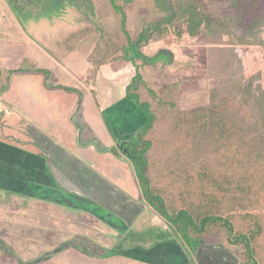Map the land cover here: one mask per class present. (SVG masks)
Returning a JSON list of instances; mask_svg holds the SVG:
<instances>
[{"label":"rangeland","instance_id":"rangeland-1","mask_svg":"<svg viewBox=\"0 0 264 264\" xmlns=\"http://www.w3.org/2000/svg\"><path fill=\"white\" fill-rule=\"evenodd\" d=\"M170 1L123 0L127 19L130 21L129 27L132 28L131 24L135 21L138 27L147 29L163 23L166 20L165 16L168 17V14L173 12L169 5L172 3ZM223 1L225 3L221 5L220 10L230 11L232 6L227 3L228 0ZM232 11H237L238 28L235 32L244 31L250 22L264 15V0H240ZM2 15L5 21L1 19ZM109 25L110 21L102 15L97 0H0V47L5 48L6 52H8L6 46L12 45L15 48L10 49L8 53H2L4 57H0L2 76L4 71L7 72L4 69L12 65L16 67L21 57L25 56L29 67L33 64L37 68L49 71V77L43 78L47 84L59 82L61 85L83 90L85 92L83 98L88 95L90 102L93 100L99 108L97 113L98 121L102 122L101 131L109 134L111 130L117 138L124 139H127L132 131H136L138 122L140 124L144 120L142 119L144 115L125 98V87L135 74V67L145 80L154 84L162 85L164 82L178 80L183 96L181 104L185 109L202 106L207 102L209 85L205 77L204 57L207 45L203 38L191 37L186 33H183L180 39H175L169 34L163 41H151L140 48L144 56L135 58V64L116 60L112 64L101 65L95 78L90 77V73L87 72L90 65L88 56L96 44L100 45L106 41V35H102L104 34L102 31L109 30ZM87 28L89 33L82 37L81 31ZM10 40H20V43H9ZM109 44L108 51L113 55L110 49L112 43ZM164 49L172 53L173 60L166 62L164 56L158 55L161 50H163L161 53H164ZM235 50L242 61L243 74L249 76L259 73L257 75L259 82L264 86V46L238 43ZM155 53L159 57L155 58ZM149 56H152V60L147 62L146 57ZM33 74L37 79H42L41 74ZM14 75L8 90L2 96L12 97V101L14 99L15 102V98L20 94L17 89L15 91L14 86L22 84L31 75L20 73ZM1 80L2 77L0 82ZM9 98L6 99L8 103ZM81 107L77 106L76 109L82 111ZM221 108H239L241 113L246 115L238 97L224 99ZM0 112L2 113L0 140L26 151L34 150L35 153H41L43 146L49 155L45 170L49 176L51 175V184L33 183L31 178L18 176L23 174L29 178L27 173L29 161L23 160L24 167L17 164V168L13 169V174L11 173L14 176L13 185L8 188L0 184V208L3 212L0 214V242L5 254L12 261L32 264L35 261L38 263L50 259L49 262L54 264H82L79 257L83 262L90 258L83 248L87 246L92 256L97 255L95 258L92 257L94 264L96 260L104 261L98 262L99 264H188L187 256L177 241L155 240L152 238L155 236L151 237L146 233V229H156L155 231L159 230L157 239L165 237L168 234L167 224L150 211L139 213L136 203L124 193L125 190L131 194H138V190H135L137 187L133 173L126 170L122 159L107 152L106 156L96 158L94 161L98 171L80 167L81 165L72 163L69 156L68 160L65 154L57 153L58 150L55 148H60L58 147L60 143L28 126L27 120L14 113L9 106L0 104ZM78 113L71 115L73 121L71 131L68 130L67 140L64 141L68 144L70 136L77 137L87 142L81 145V148L93 147L98 139L96 126L91 127L92 129L86 125L81 126L77 119ZM104 120H107L110 129ZM87 133L93 137L86 135ZM60 138L63 140V137ZM58 140L60 141L59 138ZM61 144L59 146H62ZM105 146L107 151H110L111 146ZM116 147L120 148L117 145ZM87 150L85 153H90ZM55 153L57 157H54ZM94 155L100 156L96 151H92L90 157L93 158ZM102 163L106 164L108 173L116 172L113 178L123 191L117 190V186L107 183L102 178L103 176L111 179L103 175L102 170H105V166L101 165ZM1 175L0 182L5 178ZM113 214L122 216L126 223H131L132 232L143 229L144 233L140 237L139 233L135 236H132L131 232L130 235L126 234L120 229L123 222L119 223V219ZM42 225L50 231L38 229ZM130 238L136 239L130 241ZM68 239L78 242L56 252L57 246H63ZM220 239V233L216 230L206 234L194 254L195 264H237L238 249L225 247L219 242ZM134 243L141 248L135 246L131 250ZM128 244V251L124 250L127 251L126 256L102 257L105 254L102 250L106 251L113 246L120 250L123 249L122 246L126 245V248ZM121 257L126 258L127 262ZM84 264L89 263L87 261Z\"/></svg>","mask_w":264,"mask_h":264},{"label":"trees","instance_id":"trees-1","mask_svg":"<svg viewBox=\"0 0 264 264\" xmlns=\"http://www.w3.org/2000/svg\"><path fill=\"white\" fill-rule=\"evenodd\" d=\"M171 1L172 14L165 16L163 23L147 29L138 27L136 21L131 24L132 28L129 27L123 0H97L102 15L110 21L109 30H103L102 35L112 43L113 55L109 53L110 44L106 41L96 44L88 56L87 72L95 78L103 64H112L116 60L135 64V58L144 56L142 46L151 41H163L169 34L180 39L186 33L203 38L207 45L204 55L205 77L209 85L207 102L185 109L181 104L183 96L178 80L154 84L145 80L135 67V74L125 87V98L144 115V120L138 122L136 131H132L127 139L117 138L109 130L114 141L110 151L99 139L94 147L98 154L110 152L125 162L126 170H131L136 180L135 190L140 194L125 190L124 193L136 203L139 213L150 211L167 224L165 237L157 239L159 230L156 229H146V233L155 236L152 237L155 240L177 241L188 264H195V252L204 236L212 230L220 233L219 242L225 247L238 249L237 264H264V86L259 82V73L243 74L242 61L235 50L238 43L264 46V15L237 33V11L232 10L240 0H228L232 6L230 11L220 10L225 3L223 0ZM84 31H81L82 37L89 33L88 28ZM161 51L158 55L164 56V61L173 60L170 51ZM154 55L159 57L157 53ZM150 60L152 56L146 57L147 62ZM27 62L22 56L16 67L4 69L7 72L4 71L3 76L0 69V94L7 89L14 74L39 73L43 78L49 77L48 70L33 64L29 67ZM57 86L66 92H76L77 106H81L83 90L61 84ZM232 96L239 98L246 115L239 108H221L223 100ZM104 121L110 129L107 120ZM79 143L87 142L81 140ZM61 147L63 149L59 151L68 152H65L66 158L69 160L70 157L72 163L98 171L94 161L104 155L91 158L90 153L82 157ZM40 152L26 151L0 141L1 177L13 179V169L17 164L24 167V160L29 161L26 163L29 178L23 174L18 176L31 178L33 183L51 184V175L45 170L49 155L44 150ZM101 165L105 166L103 175L111 179L102 178L123 191L113 178L116 172L108 173L106 164ZM121 168L118 169L122 171ZM4 179L0 184L10 188L13 181ZM113 215L119 223L123 222L120 229L126 234L131 232L135 236L139 233L140 237L144 233L143 229L132 232L131 223H126L122 216ZM135 239L130 238V241ZM75 242L78 241L65 240L64 247L57 246L55 251L66 249ZM125 246L120 250L114 246L102 250L105 253L102 257L126 256L129 244ZM135 246L138 245L134 243L131 250ZM86 247L83 248L88 255L97 257L94 253L92 256ZM87 261L94 264L92 258L84 260ZM84 262L81 258V263ZM98 262L104 261L96 260V264Z\"/></svg>","mask_w":264,"mask_h":264},{"label":"crops","instance_id":"crops-1","mask_svg":"<svg viewBox=\"0 0 264 264\" xmlns=\"http://www.w3.org/2000/svg\"><path fill=\"white\" fill-rule=\"evenodd\" d=\"M2 17H3V15L1 16V19H2ZM18 42L20 43V40H10L9 41V43H16V44ZM21 43H22V41H21ZM6 47L8 49V52L10 49L11 50L15 49L12 45L6 46ZM8 52H6L5 48L1 49V47H0V57L3 58L4 55L2 53H8ZM14 52L16 53V51H14ZM13 53H11V54H13ZM13 66L14 65H12V67H7V68H13ZM0 68H1V65H0ZM29 75H31V76H28L29 79H25V81H23L22 84H18L17 86L16 85L14 86L15 91L17 89L19 91V94H20L19 96H17V98H15L16 99L15 102H14V99L12 101V97L9 98V96H8L7 98H5L4 96H2L4 94V92H6L8 90V86L13 79L11 77V80L7 86V89H5L0 94V104H3L4 106H9L14 113H16L17 115H20L21 117H23L24 119L27 120L28 126H30L33 129H37L41 135L43 134V136H44V134H45L51 140H54L58 144L59 143L61 144L60 141L65 142L64 140H67V137H68L67 132H68V130L71 131L70 126H72L71 123H73V121L71 119V115H74L75 113L79 112L77 119L80 122L81 126L86 125L88 128L96 126L95 127V129L97 131L96 136H98V139L101 140V143L104 146L105 145H108V146L114 145L113 138H111V136L108 133H106V131H104V130L101 131L102 122H100V120L98 121V113H97V112H99V108L97 107V105L94 103L93 100H92V103L90 102V97L88 95H85V97H84L85 99H87V101H85V99L82 97L83 98V105H82V107L80 106L82 111L77 110L76 109L77 108V101H78L77 94H75V93L73 94L72 92H66L65 90L60 89L57 86L58 84H60L59 82L47 84L44 81L42 75H41L42 79L41 78L37 79V76H35V74H33V73L32 74L29 73ZM26 80H27V82H26ZM24 95H25V97H23ZM8 98H9V103L6 100ZM17 101H19V102L22 101V103L20 104ZM23 115H25V116H23ZM1 117H2V113L0 112V118ZM57 123L59 126H57ZM57 135H60V137H63V140L60 137H58ZM86 135L93 137V135H90L88 133ZM29 138L31 139L32 137L29 136ZM58 138L60 139V141L58 140ZM69 138H70L69 139L70 141L68 144L66 142H65L66 145H65V143L61 144L68 151L70 150L69 152L75 151L80 156L83 157V156H86L87 154H90L92 151H96L94 146L93 147L92 146H85V147L81 148V145H83V144L79 143V142H81L80 138H77V137L73 138L72 136H70ZM50 139H49V141H50ZM59 145H58V147H60V148H58V149L55 148V149H56V151L58 150V152H57L58 154L64 155L66 151H64L63 153L61 151H59L60 149H63ZM78 145H80V147ZM88 148H90V149L87 150ZM42 150H44L43 146H42ZM52 150H54V149H52ZM86 150L89 151L90 153H88V152L85 153ZM32 152L35 153L34 150H32ZM66 153H68V152H66ZM96 153H98V152L96 151ZM99 154L101 156L106 155L104 153H102V154L99 153ZM54 157H57L56 153H55ZM5 179L10 180V181H14V179H12L11 177L5 178ZM1 213H3V212L1 211V208H0V214ZM38 229H43V230H47V231L49 230V228H46L43 225H42V227H38ZM79 258L81 259V257H79ZM91 258L92 257L90 256L89 260ZM121 259L126 260V258H124V257L123 258L121 257ZM37 260H39V259H37ZM49 261H50V259H46V260H41V262H38V263H36V261H35L32 264H54V262H49ZM72 261L74 263V259ZM128 261H130V260H128ZM126 262H127V260H126ZM0 264H21V263L15 262L14 260L12 261L5 254L4 250L1 249V247H0Z\"/></svg>","mask_w":264,"mask_h":264},{"label":"water","instance_id":"water-1","mask_svg":"<svg viewBox=\"0 0 264 264\" xmlns=\"http://www.w3.org/2000/svg\"><path fill=\"white\" fill-rule=\"evenodd\" d=\"M2 20H3V21L5 20L4 15H3V17H2Z\"/></svg>","mask_w":264,"mask_h":264}]
</instances>
